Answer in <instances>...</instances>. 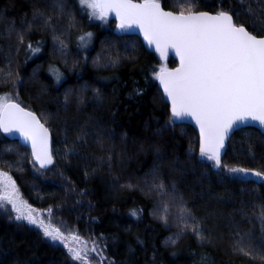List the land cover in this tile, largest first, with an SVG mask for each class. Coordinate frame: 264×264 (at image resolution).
I'll return each mask as SVG.
<instances>
[{
	"label": "trees",
	"instance_id": "trees-1",
	"mask_svg": "<svg viewBox=\"0 0 264 264\" xmlns=\"http://www.w3.org/2000/svg\"><path fill=\"white\" fill-rule=\"evenodd\" d=\"M158 1L184 13L231 11L238 25L264 34V0ZM250 6L255 16L246 14ZM114 22H90L79 0H0V93H15L39 116L53 154V164L40 168L28 147L0 132V169L31 206L102 238L109 264H264V180L226 171L264 172V133L235 131L219 170L201 162L196 131L166 126L169 106L153 72L161 58ZM69 149L78 155H65ZM185 209L190 218L181 219ZM197 224L203 239L191 230ZM0 264L74 262L41 231L0 212Z\"/></svg>",
	"mask_w": 264,
	"mask_h": 264
},
{
	"label": "snow or ice",
	"instance_id": "snow-or-ice-1",
	"mask_svg": "<svg viewBox=\"0 0 264 264\" xmlns=\"http://www.w3.org/2000/svg\"><path fill=\"white\" fill-rule=\"evenodd\" d=\"M79 3L90 10V20L106 21L110 15H114L119 21L116 26L118 30L139 32L147 46H154L161 58H165L169 50H174L179 56L180 67L172 71L165 67L158 72L153 70L154 78L163 86L165 99L171 105L166 126L171 127L183 119L194 120L198 125V156L201 162L210 163L216 170L221 169L226 143L235 131L250 124L264 128V36L258 38L247 30L244 23L238 25L231 11H220L214 15L206 12L185 14L182 11L174 14L162 10L158 0H143L142 3H133L132 0H79ZM255 11L250 6L246 14L255 16ZM258 31L264 32V24ZM92 35L90 32L81 35V45L87 44ZM28 48L33 53L39 51L31 44ZM119 59H110L106 66L116 65ZM60 78L57 73L56 79ZM0 130L5 134L18 135L25 146H30L31 163L38 164L40 168L53 164L49 128L33 112L21 107L8 95L0 97ZM69 154L78 155L72 149L65 153ZM226 171L264 180V172L260 171L238 167L227 168ZM0 184L4 186V191L0 193V209H6L10 204L11 210L16 213V220L38 225L46 238L54 243H64L74 264H87L88 253L97 251L94 241L89 249L87 241L72 234L70 239L82 243L83 248L77 250L70 247L67 242L69 237L60 228L38 220L41 214L19 201L15 182L8 173H0ZM155 187L161 192L164 190L163 184ZM131 215L135 216L137 212L133 210ZM186 218H190V213L185 209L181 219ZM162 219L167 222L166 216ZM260 219L264 221V215ZM191 230L203 239L199 224ZM170 242L175 243V240ZM245 242L241 238L238 243L242 245ZM261 247H264V242ZM236 250L244 252L243 247ZM244 254L248 255L247 252ZM201 264L208 262L205 259Z\"/></svg>",
	"mask_w": 264,
	"mask_h": 264
},
{
	"label": "rangeland",
	"instance_id": "rangeland-1",
	"mask_svg": "<svg viewBox=\"0 0 264 264\" xmlns=\"http://www.w3.org/2000/svg\"><path fill=\"white\" fill-rule=\"evenodd\" d=\"M82 8L89 12L90 10H86L83 6ZM191 12V11H190ZM111 19L108 18L106 21H100V27H106V26H110L109 21ZM92 20H90L91 22ZM117 22H114V26L113 29L117 32H121L120 30L117 29ZM161 67H165V68H169L167 62L165 61L164 58H161L160 64H159V69ZM11 96L12 99H16V94H12V93H0V97L3 96ZM6 172L3 169H0V173ZM237 176H241L242 178H255L257 179L255 176H247L245 177L243 174H235ZM4 191V186L2 184H0V193H2ZM8 191L10 192L11 189H8ZM18 191V190H17ZM19 194V192H18ZM19 201L26 203L28 206H30L32 209L35 210V212L40 213L41 215H39L37 217L38 220H43L46 224H51L52 227H57L60 228L61 232H63L65 234L66 237H69V240L67 241L69 246L80 250L83 248V244L82 243H78L76 241H72L70 239V235L74 234L77 235L81 238L82 241H87L88 243V247L89 249H91L93 247V241L95 242V246L97 248L96 252H89L88 253V260H87V264H109L110 263V259L108 258V256L106 255L105 252V245L103 243V239L100 237H95V236H83L82 234H80L78 232V230L74 227H71L69 225H67L65 222H63L62 220L54 217V215L52 214V211L49 212V207L47 208H43V207H33L31 206L23 197L20 196L19 194ZM0 212H2L4 215H8L11 218L15 219L16 213L14 211L11 210V205L8 204L6 209H0ZM26 212V210H25ZM25 221L29 226L38 229L39 231H41V233L43 234V230L41 228H39L38 225H33V224H29L26 220ZM44 236V235H43ZM45 237V236H44ZM46 238V237H45ZM49 242H51L52 244H59L61 245L69 254L68 249L64 246V243L62 242H53L50 238H46ZM70 255V254H69ZM71 256V255H70Z\"/></svg>",
	"mask_w": 264,
	"mask_h": 264
},
{
	"label": "water",
	"instance_id": "water-1",
	"mask_svg": "<svg viewBox=\"0 0 264 264\" xmlns=\"http://www.w3.org/2000/svg\"><path fill=\"white\" fill-rule=\"evenodd\" d=\"M132 2H133V3H142L143 0H132ZM158 2H159V1H158ZM159 3H160V2H159ZM160 4H161V3H160ZM161 7H162V10H164V11H172L174 14H179V13H180V12H177V11H173V10H170V9H166V8H164V7L162 6V4H161ZM191 12H194V13L206 12V13H208V14H210V15H214V14L217 13V12H212V11H208V10H197V11H191ZM226 12H227V11H226ZM188 13H189V12H186L185 14H188ZM109 18H110L111 20H114V21L117 22V23L119 22L117 19L114 18V15H110ZM127 33L132 34V35H136L137 37H139V39H140L141 42L143 43L144 48H146V49L149 50V51L154 52L159 58H161L160 55H159V53L155 52L154 46H153L152 48H149V47L147 46V42L144 40L142 34H140L139 32H131V31H130V32H127ZM261 36H264V34L261 35ZM259 37H260V36H258V38H259ZM168 57H171V58H173V59L175 60V65L172 66V67H170V68H168L169 71H172V70H174V69L180 67V58H179V56H177V55L175 54L174 50H169V54H168L165 58H168ZM155 82H156L157 86L159 87V89L161 90L162 95H163V98H164L165 102L168 104V106H169V111H170L171 105H170V102H168V101L165 99L164 92H163V86L160 84L159 80L155 79ZM15 102H16V101H15ZM20 105H21V107L25 108L27 111H31V112H33V113L37 116V118L40 120V122L43 123L42 120L39 118V116H38L33 110L27 108L26 106H24V105H22V104H20ZM180 123L188 124V125H190V126L196 131L197 136H198V151H199V127H198V125L195 124V121H194V120H190V119H183V120H180V121H176V124H180ZM43 124H44V123H43ZM45 126H46V125H45ZM46 127H47V126H46ZM244 127H253V128H256L257 130H259L260 132L264 133V128H261L258 124H250V125H244V126H241V128H244ZM0 132L2 133L3 136H5V137H7V138H9V139H11V140H17V141H19L21 144L24 145L23 141L20 139V137H19L18 135H9V134H5V133H3L2 130H0ZM227 142H228V141H227ZM226 144H227V143H226ZM24 146H25V145H24ZM26 147L29 148V151H30V153H31V148H30V146H26ZM50 149L52 150V138H51V134H50ZM36 165L39 167L38 164H36Z\"/></svg>",
	"mask_w": 264,
	"mask_h": 264
}]
</instances>
